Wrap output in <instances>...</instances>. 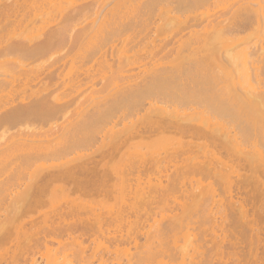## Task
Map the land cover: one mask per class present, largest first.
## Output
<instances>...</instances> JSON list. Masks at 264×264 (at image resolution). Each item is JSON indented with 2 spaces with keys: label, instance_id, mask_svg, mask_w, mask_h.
<instances>
[{
  "label": "bare ground",
  "instance_id": "bare-ground-1",
  "mask_svg": "<svg viewBox=\"0 0 264 264\" xmlns=\"http://www.w3.org/2000/svg\"><path fill=\"white\" fill-rule=\"evenodd\" d=\"M74 1L0 0V126L17 128L4 143L8 154L3 147L0 153L4 160H12V152L18 159L14 171L0 179V264H124L123 251L125 264H264V212L258 205L264 194V0H174L181 12L229 5L183 20L166 9L174 15L167 13L162 32L190 29L180 42L189 44L180 64L155 67L123 83V63L116 70L110 65L112 74L97 96L72 110V99L41 90L38 62L80 42L84 31L115 40L129 29L127 17L138 14L135 7L142 2L131 13L125 8L130 14L118 13L124 5L117 11L113 6L112 18L111 11L94 9L107 17L99 14L105 19L93 17L88 25L83 23L94 2ZM160 1L143 0L140 6L152 12ZM79 24L85 27L75 31ZM92 25L99 33L89 32ZM38 27L49 28L40 34ZM94 36L88 41L95 45ZM94 45L85 52L88 60L102 51V44ZM196 53L212 61H197ZM76 70L67 83L77 90L92 76ZM137 137L143 139L140 146L151 140L145 151L141 146L128 162L101 165L105 148L117 150ZM155 142L165 146L164 153L153 148ZM26 176L32 184H24ZM53 187L68 196L66 205L37 220L38 197ZM72 191L77 199H69ZM110 192L118 204L86 199ZM88 241L99 244L93 248Z\"/></svg>",
  "mask_w": 264,
  "mask_h": 264
},
{
  "label": "rangeland",
  "instance_id": "rangeland-1",
  "mask_svg": "<svg viewBox=\"0 0 264 264\" xmlns=\"http://www.w3.org/2000/svg\"><path fill=\"white\" fill-rule=\"evenodd\" d=\"M75 1L77 2L78 0H75ZM75 1H74V3H75ZM91 1L94 2V4L92 6H91V4H88V2H91ZM81 2L82 1H80V3H78V4H82ZM140 2H141L140 5L143 6L144 5L143 4V0H100V1L97 0V2H96V0H84V3L90 5V7L92 8V10H94V9L101 10L100 13L102 11H105V13L102 12V14L104 13V14H107V15L109 14L108 11L109 12L111 11L110 12L111 13V18H112V13H114V11H112V9L114 7H115L114 10L117 11V9L119 7L118 5H122V6L124 5L126 7H123L122 8V6H120L122 8V10L120 9V11H118V13L122 11L124 14L125 13L126 14H130L131 11L134 9V5H136L137 3L139 5ZM77 3H76V5H77ZM223 3H226V2H223ZM223 3L220 2L221 5L212 6V7L208 8V9L207 8H203V9L201 8V10L199 9V10H197V12L196 11H191V12H186V11L185 12H181V11H177L176 4H175L174 0H161L158 3V5L154 8V10L152 12H147V13L145 12L147 10L146 9L144 10L143 7H141L139 5V8L138 7H135V8H137L136 9L137 11L140 10L139 12H137L138 14H136V12H133V13H135V15L131 13L134 16L133 19H132L131 14L129 15L131 17V19L134 21V23H135V19L138 20V23L136 21V24L134 25L132 23L133 21H131V19H129L130 17L128 15H124L123 16V17H125V16H128L129 17V18L127 17L128 20H126V21L127 22H130V26H129V29H127V31H124L123 32L124 33L123 35L121 34V36H119L120 38L118 36H116L115 38H112V39H115V40H110V41L105 38L106 40L104 42L103 41L104 39L102 40V38H101V40H100V38H98V35L97 34L95 35L96 38H94V39H96L95 41H97V40L98 41L96 43L95 42L94 43H95V45L96 44H99V46L102 44L101 45L102 51L98 55H96V57L93 58V60L92 59L91 60H88L89 58L86 57L85 52L87 54L90 52L89 44L92 47L94 45L93 42L92 43H89V42H91V40L90 41H88V40L91 39L94 36V33L93 32H96V31L93 28H96L99 23L96 24L97 25L96 27H94L92 25L93 27H91V28L88 27L91 31L89 29H86L87 31L89 30L90 33H93V36L92 37H91V35L85 34V31L84 32H81V33L87 35V38L88 39L87 38L84 39L85 38V35L82 34V36H84V38L83 37L82 38L80 37L82 40L80 42H77V40H79L78 34H77V39H76V42L77 43H75V41H74L75 44L73 46H71L72 44L70 45V43H69V45H66L65 47H60V48H58L56 50V52H53L54 54L52 55V57H50V58L49 57H45L46 58L45 61L43 60L42 62L41 61L38 62V69L41 72V75L39 77L40 78L39 86L41 87V90L42 89H45V93L48 92V91L49 92H52L53 91V93L55 95H58V96L62 95L64 97V100L63 101H68V100H71L72 99L74 102H76V104L74 102H72L73 105L71 106V109L72 110H75V108H77V106L79 107V105H82V103L84 102V100H85V103H83V106L85 104L89 103L90 102V99H92V96L91 95H96L97 96V94L95 93V91H97L100 88H102L103 85L107 83L108 76H110L112 74L111 73V70H110L111 69L110 68V65L113 66V67L111 66L113 68V70L114 69L116 70V68L118 67L119 63L120 64H121V62L123 63V66H124L123 67V71H121L119 74L120 75H124L125 77H123V79H120L119 83L130 82V81H133V82L134 81H137L138 78L141 79V77H143V74H144V72H146V70L148 71L149 69L151 70V69H153L155 67H163V66L164 67L165 66L168 67V66L178 65V64H180V55H181V52L183 54H185V53L188 54L186 51L184 52V50H183L186 47V46L184 47V45H187V44H180V42L183 41L184 39L189 38V36H190L189 35L190 34V29L184 30L181 34H176V33H172L173 31L170 33L169 31H171V30L168 27V32L169 33H165V30H163V32H162L161 31V28L162 27H166V25L169 22V21L167 22V20H169L168 14L170 12L169 13L168 12H165V10L168 9V8L169 9L171 8L172 10L176 11L175 16H176V14H178V16L181 15L182 20H183L186 17L192 18L196 13L197 14H200V13H202L204 11H205V13L207 11H209V13L212 11L211 14L212 13L214 14V12L215 13L216 12L219 13V11L221 10V8H223L222 6H224V8L226 7V5H222ZM226 4L229 5L228 2ZM76 5L74 4L75 7H76ZM115 5H117V6H115ZM219 6H221V8ZM75 7H71V8L73 9ZM71 8L69 7L68 9L70 10ZM125 8H127V11L128 12L130 11V13H127L126 10H125ZM169 9L167 11H169ZM92 10L90 8L88 10V15L90 16V18L88 19V21H86L85 23H83V21L85 19H87L85 17H84L85 18L84 20H80L83 24H88L89 25V23H91L92 20H93V22H95L94 19H96L97 22L98 21L100 22L101 19L99 20V17H98V15L100 13L97 14V11L94 10V11H96L95 13L97 15L94 14V13H93L94 15H92V12H94ZM106 10H108V11L106 12ZM102 14H100V15L101 16H105V15H102ZM115 14H116V12H115ZM170 14L171 15L172 14L174 15V12L173 13H170ZM170 14H169V16H170ZM107 15L105 17H107ZM136 15H138L139 17L137 18ZM93 17H94V19H93ZM96 17H98V19ZM104 19L105 18H103L101 21H103ZM107 19H110V18H107ZM123 19H125V18H123ZM55 21H56L55 25H57L58 22H57V20H55ZM52 23H54V22H52ZM93 24H95V23H93ZM79 25H77L78 27H76V30L75 29H73V30L78 31L80 29L79 27H82V24H79ZM48 26L50 27V25H48ZM52 26H54V24ZM90 26H91V24H90ZM49 27H47V28H49ZM83 27H85V26H83ZM200 27H202V26H199V27L196 26L194 28L196 30H199ZM45 28L46 27H44L43 29H45ZM77 28H79V29L77 30ZM9 29L11 30V28H9ZM41 29H42L41 27H38L37 28V31H39ZM92 29H93V32H92ZM191 29H193V28H191ZM200 30H202V29H200ZM43 31H45V30H43ZM43 31H41V32L39 31L38 33L42 34ZM75 31H73V32H75ZM46 32L47 31H45V33ZM89 32H87V33H89ZM3 33L4 34H7L8 32L4 31L1 34H3ZM9 33L12 34L13 32L11 33L9 31ZM96 33H99V32H96ZM100 33L102 34L103 32H100ZM79 34H80V31H79ZM103 34H106V33H103ZM8 36H10V35H8ZM80 36H81V34H80ZM101 36H104V35H101ZM5 37H6V35H5ZM72 37H73V35H72ZM106 37H108V36H106ZM117 37H118V39H116ZM94 39H92V40H94ZM72 40H75L74 37H73ZM106 41H108V42H106ZM95 45H94V47H95ZM188 45H187V47H188ZM195 46L198 47V44H195ZM195 46H194V48H196ZM241 46H239V48H241ZM190 48H191V46H190ZM192 48H193V46H192ZM87 49H89V52L87 51ZM200 52L201 51H199L198 53H200ZM206 52L204 53V51H203L201 54L204 53L203 55L205 56L208 53V52L207 53ZM201 54H199V55L201 56ZM82 55L83 56L85 55L84 56L85 59L83 58ZM182 55H181V58L183 57ZM193 55L195 56V55H197V53L196 54H193ZM199 55H197V57ZM204 56H203L204 59H201V58L198 57L199 59L197 58V61H200V60H202V62L212 61V60H209L208 59L209 58L208 55H207V58L204 57ZM185 57H187V55H184V58ZM132 60H133V62H132ZM181 61H183V60H181ZM105 62H108L109 65H107ZM39 64H41V66ZM103 64L107 65L106 66V70L103 67L102 68L104 70L101 69V65H103ZM49 65H51V66H49ZM60 65H61V67H60ZM213 66H215L214 63L211 66V68ZM78 68H79L78 71H80V69H81V73H84L83 76H86V74H90V76H92L91 77L92 79H91V81L88 80L89 81V82L87 81L88 83L85 81L86 83L85 84L83 83V85L80 86V88L78 87V89L76 90V88L73 89L72 86H69V85L72 84L71 81H70L71 84L70 83H67V82H69L68 81L70 79L69 76L71 77L70 74H75L77 72L76 69H78ZM3 69H4V66H0V71L3 70ZM47 69H49V70H47ZM70 69H71V73H69L70 72ZM73 70H76V71H73ZM215 70L217 71L218 69L216 68V69H214V71ZM49 71H50V73L56 72L58 75L55 74V73H54L55 75L49 74ZM0 78H1V76H0ZM106 89L108 90L109 88H106ZM107 90H105L104 92H102L100 95H105L106 92H107ZM8 92L9 91L7 89L6 92H5V94H7ZM98 95H99V93H98ZM3 97L4 96H2V94H0V101L3 99ZM89 97H90V99H89ZM86 99H88L89 101H87ZM86 101H87V103H86ZM120 128H122L121 125L117 126L115 129L118 131V129H120ZM45 130L48 131L46 128L44 130H42V131H45ZM4 131L6 132V135L7 136H4V139H3L2 137H3V133H5ZM24 131H25V129H24ZM26 131H28V129ZM15 132H17V128H14V129H8L7 128V131H6V128L5 127L0 126V149L3 147L4 152H5V147L7 146V145L6 146H4V145L6 143H10V141L12 140L11 135H13ZM48 133L49 132H47V134ZM53 135L54 134L50 133V136L51 137ZM50 136L47 137V136L42 135L41 137H42V139H45L46 140V138H44V137H47V139L48 138L50 139L51 138ZM5 137H6V139H5ZM41 137H40V139H41ZM8 138H11V139L8 141ZM142 140L143 139H141L140 137H137L135 139H129L126 142L122 143L117 150H109V149L107 150V148H105L104 149V152L102 154L103 155V158H101L100 156H98V159L99 160L100 159L102 160L101 165L103 164L104 167H106L108 169L109 167L110 168L111 167H114V166H111V164L112 165L115 164V163L122 164V163L128 162V160L130 159L131 155H133L135 153V150L136 149H137L136 151H139L140 150L139 148L141 146H143L144 151H145L147 149V148L144 147L145 146V143L146 142L148 143L149 141H151L150 139H147L148 141L146 139H144L145 141L142 142L143 145L140 146ZM139 142H140V144H139ZM158 142L159 143H162L163 141H161V142L158 141ZM158 142H155V144H153V148H155V146L156 147L159 146V143ZM162 144L165 145L166 143H162ZM165 146L161 145L160 147L155 148V150L158 151L160 149L161 151L160 150L159 151L164 153L163 150H165V148H164ZM143 148L141 150H143ZM1 150H0V152H1ZM23 150H24L23 153H25V151H27L26 147ZM14 152L16 153L17 151L14 150ZM132 152H133V154H132ZM6 154H8V153H6ZM12 155H13V152H12ZM12 155H11L12 158L13 157L16 158L15 154H14V156H12ZM2 157L5 158V155L2 156L1 153H0V179H2L5 176H9L10 173L13 172L14 169H15V168L12 169L13 167L11 165L13 164V166H14L15 161H18L17 158H16L17 160H15L14 158H13L14 160L13 159L11 160V158L8 156L7 159L10 158V160H11L10 162H12V163L10 164L9 161H8L9 162L8 163L7 162V159H5L6 160V163H5V160ZM5 164L6 165L9 164V166H10V168L12 170L11 169L9 170V168L7 166H5ZM117 164H115V165H117ZM15 167H16V164H15ZM99 167L101 169V166H99ZM242 173H244V171ZM32 181H33V179H31V177H29V176H26L24 178V180H23V182H24L25 185L31 183ZM166 181L167 180H165L164 182H166ZM111 182H113V180ZM34 183H35V181H34ZM33 187H34V185H33ZM54 187L52 189L51 188H49V189L47 188L46 189L47 191L44 192V193H42V195H40L38 197V199L41 201V206L39 208L38 213L35 214V217L38 218L37 220H43V218L45 217V215H47V214L52 215L51 213H54V210L55 209L60 208V207H62L64 205H66V201H67L68 196L66 195L67 196V198H66V196H63L62 191H60V189H57V188L54 189ZM23 188L19 189V191L23 190ZM34 189H36V188L34 187ZM34 189H31V190L34 191ZM36 191H37V189H36ZM31 193H33V192L31 191ZM76 194L77 193H74V192L72 194H70L71 196L69 197V199H72V198L74 199L75 197H76L75 199H77L78 194L77 195ZM263 195H262V197H264ZM92 197H93V199H92ZM262 197L259 198L258 205L260 204L259 205V208L261 210H263V211H261L263 213L264 212V198H262ZM86 199H89V200L91 199V200H95V201H105V202H107L109 204H114V205L118 204V201L116 200V198L114 197V193H112V192H110V195H107V196L102 195V194H99V195L98 194H95V195L91 196L90 198H86ZM235 200L236 199H234V201ZM176 212H177V210H176ZM169 213L174 214L173 212H170V211H169ZM207 223H206V227L208 225L209 226L212 225V223L211 224L209 223L208 225H207ZM201 228H205V226L204 227L202 226ZM182 236H183V233L179 236V238L181 239ZM170 239L172 241V243L170 242V245L171 244L173 245V240H172L173 238H170ZM170 239H168V240L170 241ZM101 240L102 241L98 240L99 243L100 242H103V240L105 241V239H101ZM143 240L144 239H142L140 242H142ZM181 240L179 241V244H181V243L183 244L184 243ZM98 241H96L97 243L94 242V241H88L86 243L88 245H91V247L93 246V248H94L95 247L94 245L97 246L99 244ZM89 243H92V244H89ZM128 247L131 248V251H134L135 250V247L134 246H132V247L131 246H128ZM128 247H127V245H121L122 250L128 249ZM104 248L105 247H102L101 246L99 248V250L102 249V251H104ZM102 251H101V253H103ZM1 252H2V250L0 251V253ZM122 255L124 257V259L122 257V260L123 261L125 260L123 262L125 264L126 261H127V257L125 255V251L122 252L121 256ZM40 263L41 264H45V260H40ZM76 264H79V263L76 262ZM95 264H97V263L95 262Z\"/></svg>",
  "mask_w": 264,
  "mask_h": 264
}]
</instances>
